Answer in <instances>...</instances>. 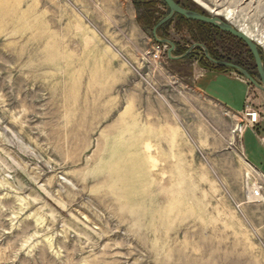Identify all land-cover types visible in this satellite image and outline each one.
Returning <instances> with one entry per match:
<instances>
[{
	"label": "rangeland",
	"instance_id": "374dc122",
	"mask_svg": "<svg viewBox=\"0 0 264 264\" xmlns=\"http://www.w3.org/2000/svg\"><path fill=\"white\" fill-rule=\"evenodd\" d=\"M172 1L264 38V0ZM168 14L160 0H0V264H264V93L203 49L261 85L253 58L174 15L156 36L189 54L169 59L153 36ZM218 74L239 112L198 87Z\"/></svg>",
	"mask_w": 264,
	"mask_h": 264
},
{
	"label": "water",
	"instance_id": "95a60500",
	"mask_svg": "<svg viewBox=\"0 0 264 264\" xmlns=\"http://www.w3.org/2000/svg\"><path fill=\"white\" fill-rule=\"evenodd\" d=\"M160 1H162L167 6V8L169 9V14L166 18H164L162 21H160L156 25V27L153 29V36H154V39L156 40L157 43L169 46V51H168V58L169 59L180 60V59L184 58L185 56H187L189 54V51L181 57H173L171 55V53L175 50L174 44L168 40L157 38L156 30L158 28H160L162 25H164L165 23L170 21L174 15L181 16L188 21L199 22V23H203L206 25H210V26L214 27L215 29L219 30L220 32L228 34V35L240 40L247 47L251 57L253 58L254 65H255L257 75L259 77L261 85L256 84L252 80V78L246 73V71L240 69L239 67H236V66L228 64V63L217 62V61L213 60L208 55L207 51L205 49H203L205 58L218 67L234 69L237 73L242 75L244 78H246L252 84H254V86L256 88H258L260 91H262L264 93V67H263V63L261 61V57L259 55L258 45L252 39L248 38L244 33L235 29L234 27H232L228 23V21L225 19L222 20L219 17H205V16H202V15L197 14L195 12H191V11L182 9L172 0H160Z\"/></svg>",
	"mask_w": 264,
	"mask_h": 264
},
{
	"label": "crops",
	"instance_id": "0c3cea01",
	"mask_svg": "<svg viewBox=\"0 0 264 264\" xmlns=\"http://www.w3.org/2000/svg\"><path fill=\"white\" fill-rule=\"evenodd\" d=\"M207 76L205 75L204 78ZM221 76L223 77L222 74H218L214 77L207 78L205 79L207 83L205 85L199 84L198 87L209 91L213 98L232 109V111L239 112L238 110L240 109L235 107L237 102L242 101L241 98L240 101L237 99V97H242L239 96V86L229 79L220 78Z\"/></svg>",
	"mask_w": 264,
	"mask_h": 264
},
{
	"label": "built area",
	"instance_id": "2783aa9c",
	"mask_svg": "<svg viewBox=\"0 0 264 264\" xmlns=\"http://www.w3.org/2000/svg\"><path fill=\"white\" fill-rule=\"evenodd\" d=\"M239 115H241L243 117V119L246 121V124H248L249 126H255L259 123V113L255 109H251V108L247 109V110H245V112L239 113ZM241 116H240V118H241ZM240 123H242V120H240L237 123L236 131H237V133L242 134L244 126L242 127V125ZM261 191H262L261 188L258 187L256 190L251 192V194H250L251 199L254 201L260 199L261 198Z\"/></svg>",
	"mask_w": 264,
	"mask_h": 264
},
{
	"label": "bare ground",
	"instance_id": "6f19581e",
	"mask_svg": "<svg viewBox=\"0 0 264 264\" xmlns=\"http://www.w3.org/2000/svg\"><path fill=\"white\" fill-rule=\"evenodd\" d=\"M223 17L228 20V21H231L232 20V14L230 11H225L223 13ZM244 33V32H243ZM249 34V33H248ZM247 33H245V35L249 38L250 36L248 35ZM251 39V38H250ZM256 43L264 50V38H259L256 40ZM241 157V156H240ZM242 160V159H241ZM243 161V160H242ZM249 165V164H248ZM252 169V168H251ZM255 173V172H254ZM258 176V174H257ZM253 192V190L251 191Z\"/></svg>",
	"mask_w": 264,
	"mask_h": 264
},
{
	"label": "trees",
	"instance_id": "16d2710c",
	"mask_svg": "<svg viewBox=\"0 0 264 264\" xmlns=\"http://www.w3.org/2000/svg\"><path fill=\"white\" fill-rule=\"evenodd\" d=\"M204 26L208 27L207 25H204ZM212 28H213V27H212Z\"/></svg>",
	"mask_w": 264,
	"mask_h": 264
}]
</instances>
